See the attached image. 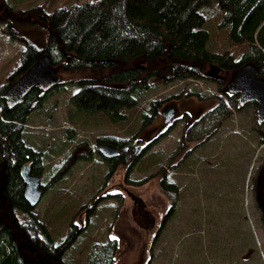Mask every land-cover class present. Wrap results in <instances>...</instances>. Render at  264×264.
Returning <instances> with one entry per match:
<instances>
[{"label": "rangeland", "instance_id": "obj_1", "mask_svg": "<svg viewBox=\"0 0 264 264\" xmlns=\"http://www.w3.org/2000/svg\"><path fill=\"white\" fill-rule=\"evenodd\" d=\"M83 1L0 2V89L18 66L24 46L21 37L31 39L26 29L17 27L24 18L34 21L30 9L43 4L52 10ZM205 15L211 48H229L226 35L217 28L215 7L209 5ZM140 63L137 59L130 65ZM56 73L64 89L51 92L44 104L32 111L23 137L43 152L41 182L49 188L35 210L53 239L59 242L68 234L71 220L81 227L66 251L69 264H87L90 246L112 237L117 238L112 264H264V144L259 142L262 128L256 106L247 104L237 111L226 100L231 116L205 144L187 136L193 124L205 131L220 119L213 115L202 120L216 100L190 94L223 96L224 90L219 91L216 82L224 77L220 70L209 66L204 78L170 83L151 78L139 104L128 110V118L119 124L71 106L69 97L78 88L74 80L84 74ZM157 98H168L163 107L170 104L176 113L165 123L162 107L138 133L142 145L152 142L129 174L131 181L139 184L125 181L123 165L104 180L107 163L97 150L96 139L131 136L139 130L142 112ZM161 168L177 183L179 198L174 215L159 230L170 203L160 190V177L143 179Z\"/></svg>", "mask_w": 264, "mask_h": 264}, {"label": "trees", "instance_id": "obj_2", "mask_svg": "<svg viewBox=\"0 0 264 264\" xmlns=\"http://www.w3.org/2000/svg\"><path fill=\"white\" fill-rule=\"evenodd\" d=\"M209 5L215 7L217 28L226 35L229 48L216 50L210 46L205 15ZM30 10L34 21L27 22L24 18L17 27L26 29L31 39L21 37L24 46L18 66L0 94L42 53H47L55 71L84 74L74 80L78 88L69 97L71 106L81 113L104 115L112 123L119 124L128 118V110L135 108L142 93L150 88L151 78L165 83L200 79L205 77L204 71L209 66L223 73L224 77L216 80L218 90H224L223 96L190 94L216 100L202 120L213 115L220 119L205 131L193 124L187 130L190 141L205 144L218 131L222 121L232 113L226 100L237 111L247 104L256 106L254 102L239 105L237 95L225 87L233 70L247 63L253 64L264 78V0H84L52 10L43 4ZM7 29L11 34L9 25ZM137 59L140 64L130 65ZM63 89V82L48 91L36 86L13 108H8L0 98V264H69L66 251L80 232L71 220L68 234L55 242L45 220L25 199L21 177L24 163H30L35 174L41 175L44 167L43 152L23 137L28 117L44 104L51 92ZM167 100H151L141 114L139 130L128 138L96 139L97 150L107 163L104 180L123 165L125 181L139 184L131 181L129 174L152 142L142 145L138 133L153 121ZM257 122L262 128L259 142L264 144V122ZM103 142L116 145L118 154L104 156L99 150ZM166 170L161 168L143 179L144 182L160 177V190L170 203L159 230L174 215L179 198L178 185L168 178ZM42 188L44 195L49 185L42 184ZM117 213L118 208L113 211L114 218ZM116 248V240L112 238L92 244L87 264H112Z\"/></svg>", "mask_w": 264, "mask_h": 264}, {"label": "water", "instance_id": "obj_3", "mask_svg": "<svg viewBox=\"0 0 264 264\" xmlns=\"http://www.w3.org/2000/svg\"><path fill=\"white\" fill-rule=\"evenodd\" d=\"M59 83L60 76L54 70L49 55L42 53L18 78L4 88L0 98L8 108H13L23 102L32 88L38 86L43 91H48ZM226 88L229 93L237 95L239 105L254 102L257 120L264 122V78L258 75V69L253 64L247 63L236 67ZM175 113L172 105H165L162 109L164 122H171ZM99 150L106 157L118 154V147L110 142L100 144ZM21 177L25 184L24 197L30 206L36 207L44 193L41 175L32 173L30 163H24L21 167Z\"/></svg>", "mask_w": 264, "mask_h": 264}, {"label": "flooded vegetation", "instance_id": "obj_4", "mask_svg": "<svg viewBox=\"0 0 264 264\" xmlns=\"http://www.w3.org/2000/svg\"><path fill=\"white\" fill-rule=\"evenodd\" d=\"M18 78V77H17ZM42 90V89H41ZM43 91V90H42ZM170 125H172V124H170ZM103 143H105V142H103ZM102 144V143H101ZM89 211V209H87V212ZM88 214V213H87ZM83 228V227H82ZM81 229V227H78L77 228V231H79Z\"/></svg>", "mask_w": 264, "mask_h": 264}, {"label": "snow or ice", "instance_id": "obj_5", "mask_svg": "<svg viewBox=\"0 0 264 264\" xmlns=\"http://www.w3.org/2000/svg\"><path fill=\"white\" fill-rule=\"evenodd\" d=\"M112 239H117L116 237H112Z\"/></svg>", "mask_w": 264, "mask_h": 264}]
</instances>
